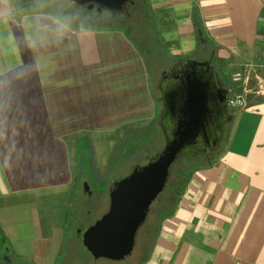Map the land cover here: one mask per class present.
Segmentation results:
<instances>
[{"label": "crops", "instance_id": "0c3cea01", "mask_svg": "<svg viewBox=\"0 0 264 264\" xmlns=\"http://www.w3.org/2000/svg\"><path fill=\"white\" fill-rule=\"evenodd\" d=\"M143 1L166 58L200 54L225 81L245 68L244 83H228L248 94L230 105L227 142L201 156L214 160L191 172L140 264H264V0ZM22 4L0 0V243L56 264L76 194L73 141L154 121L158 107L127 25Z\"/></svg>", "mask_w": 264, "mask_h": 264}, {"label": "water", "instance_id": "95a60500", "mask_svg": "<svg viewBox=\"0 0 264 264\" xmlns=\"http://www.w3.org/2000/svg\"><path fill=\"white\" fill-rule=\"evenodd\" d=\"M67 1L89 8L97 5L98 10H127L129 4V0ZM207 69L211 71L210 65ZM161 91L158 126L164 145L145 164L133 165L127 175L109 183L107 210L82 233V244L95 259L120 261L131 254L152 203L166 187L171 164L185 153L208 149L230 105V89H211L201 80L180 79ZM83 193L91 195L87 181Z\"/></svg>", "mask_w": 264, "mask_h": 264}, {"label": "rangeland", "instance_id": "374dc122", "mask_svg": "<svg viewBox=\"0 0 264 264\" xmlns=\"http://www.w3.org/2000/svg\"><path fill=\"white\" fill-rule=\"evenodd\" d=\"M15 1L17 2L18 0ZM60 2L61 3L56 2L57 4H51L52 6L50 4L49 6L46 5L44 8L48 10H57L58 6H63L69 10L72 7L66 0H60ZM26 8L31 9L33 7L26 6ZM131 9L135 15L133 21L136 24H131V26H129L130 30H127L129 34L134 35L138 47H140V50L144 53L149 72L150 90L156 99V105L158 107L157 115L159 116L160 104L157 102V99L160 94L156 88V83L159 73L164 69H168L169 59L166 58V56L165 58L162 57L164 48L161 46H158L156 51L152 53L144 49V44L141 42L140 35L135 33L134 27L139 26L141 30L146 28L140 26L141 20L137 19L139 11L135 7ZM110 24L121 25L123 23L117 20ZM149 37H153L150 32H148V38ZM155 37L153 39H155ZM196 57L201 59L200 54H197ZM228 79L229 82H236L232 79V75ZM237 88L242 89L239 84H237ZM247 90L248 89H245L244 91L242 89L240 91L244 96V103L246 94H248ZM233 95L234 92H230L229 97L231 98ZM233 107L237 109L236 105H233ZM231 111L229 107V115ZM224 130L225 132L220 145L213 155H216L218 150L227 142L231 134V124L229 125V123H227ZM86 138L87 137L82 136L80 139L73 141L70 150L72 164L77 178L75 182L76 194L72 200L71 213L67 220L65 245L56 264H111L115 262L105 258L94 259L91 257L87 250L82 247L81 243L73 238L74 229L77 227L79 229L84 228L90 221L93 222L107 210L109 204L107 187L113 179H119L127 175L131 167L135 164H145L164 145V138L161 131L156 126V119L135 126L131 125L129 127L118 128L114 131L95 133L90 136V139ZM86 141L89 142L86 143ZM199 160L202 161V158L198 157L197 161ZM84 181H87L90 192H92L90 195V203L86 201L87 194H82ZM166 194H168L167 191L163 193V195ZM165 202L166 200L163 201L164 204ZM159 204H161L160 201L157 206ZM154 214L155 208H152L145 222L137 232L135 247L132 253L127 257V262L140 264L144 257H146L154 236ZM5 249H8V244L0 243V252ZM12 255L15 259L23 263L33 264L25 258L18 257L14 254Z\"/></svg>", "mask_w": 264, "mask_h": 264}, {"label": "flooded vegetation", "instance_id": "af4514ba", "mask_svg": "<svg viewBox=\"0 0 264 264\" xmlns=\"http://www.w3.org/2000/svg\"><path fill=\"white\" fill-rule=\"evenodd\" d=\"M139 2L140 0H129V4L127 5V10H122V9L111 10L106 8H100L98 10L97 5H93L89 8L87 4L76 5L72 2H69L72 5V7L70 8L71 11L70 15L71 17H76L78 20L91 24L111 23L113 21L118 20L129 27L131 26V24H136L133 21L135 15L133 14V11L131 9L132 7H135L139 11V15L137 16L138 17L137 19L141 17L142 10L140 8ZM209 65L211 71L207 69ZM180 79L183 81L189 80V82H194L198 80H201L206 83L209 82L211 85V89H230L228 81H225L224 79L218 77L217 73L213 69L211 62L209 60L196 59L191 57H187L180 60H172V61L169 60L168 69L166 70L164 69L159 73L156 83V88L160 94L157 101L159 102L160 105H161L160 98L162 96L161 90L164 89L165 87H171ZM229 107L230 105H228V108ZM228 108H227V114L217 126V133L214 135L215 141L213 142V144H211V146L208 149H198L191 152L193 155L199 157L201 156L209 157L212 156L213 153L217 151V148L220 145V142L223 138V134L225 132L224 127L227 125V123L230 122ZM82 194L84 193L82 192ZM90 198L91 196L89 197L87 196V200H86L87 203H90ZM90 224H92V221H90L84 228H80V229L78 227L75 228L73 232V238L77 242L79 241L85 250L87 249L82 244V233L84 229ZM87 252L92 257V254L88 250ZM127 257L123 260L115 261L112 263L132 264L126 261ZM0 264H29V263H25V262L23 263L22 261L15 259L11 254V252L8 249H5L4 251L0 252ZM83 264H92V263H83Z\"/></svg>", "mask_w": 264, "mask_h": 264}, {"label": "trees", "instance_id": "16d2710c", "mask_svg": "<svg viewBox=\"0 0 264 264\" xmlns=\"http://www.w3.org/2000/svg\"><path fill=\"white\" fill-rule=\"evenodd\" d=\"M23 2L22 5H20V9L24 12L28 11H44L43 8L45 6L44 0H21ZM28 2H31V5H28ZM140 8L142 10L141 17L139 18L141 20L140 26L145 27L146 29L141 30V27L137 26L134 27L135 33L140 35L141 42L144 44V49L148 52L152 53L156 51L158 46H160L159 39H153V37L148 38V32H150L152 35L154 34V18L151 13V11L148 8V5L143 1L140 0L139 2ZM26 6L33 7L31 9H27ZM71 13V12H70ZM133 27V26H132ZM130 30V28H127ZM128 30H126V33L128 37L137 45V41L134 37V35L129 34ZM195 35L199 41H203L205 38L204 30L202 26L196 24L195 26ZM154 40V41H153ZM138 47V45H137ZM140 49V47H138ZM164 56H168V54H165ZM158 102V101H157ZM156 120L159 119V116L155 118ZM124 127H129L124 126ZM123 128V127H121ZM82 137V136H81ZM79 137V139L81 138ZM88 139V138H86ZM89 141H86L88 143ZM199 156L193 155L192 153H185L181 156H179L170 166V174L167 180L166 187L164 188L163 192L159 195V197L152 203L150 210L152 208H155V224H154V236L152 239V245L154 243V240L159 232L160 224L161 222L169 217L180 198V196L183 194L185 190V186L189 180L191 172L202 165H208L211 164L214 160V158H202V161H197V158ZM167 191L168 194L163 195V193ZM159 200L161 204L157 206L159 203ZM162 200V201H161ZM166 200L165 204L163 201ZM167 203V204H166ZM149 248L148 251L152 248ZM148 254V253H147ZM147 258L146 257L142 260V262Z\"/></svg>", "mask_w": 264, "mask_h": 264}, {"label": "built area", "instance_id": "2783aa9c", "mask_svg": "<svg viewBox=\"0 0 264 264\" xmlns=\"http://www.w3.org/2000/svg\"><path fill=\"white\" fill-rule=\"evenodd\" d=\"M263 22H264V6H263ZM246 72L247 70L243 68L242 70H238L232 74V79L236 82L244 81L246 80ZM229 104L231 106L236 105V106H243L244 105V96L240 93L234 94L231 98H229Z\"/></svg>", "mask_w": 264, "mask_h": 264}]
</instances>
